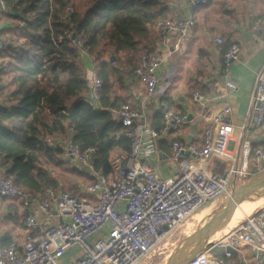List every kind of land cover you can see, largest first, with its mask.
<instances>
[{"label":"built area","instance_id":"built-area-1","mask_svg":"<svg viewBox=\"0 0 264 264\" xmlns=\"http://www.w3.org/2000/svg\"><path fill=\"white\" fill-rule=\"evenodd\" d=\"M211 1L188 0L193 7ZM0 6L1 12L7 10L4 0H0ZM74 12V7L69 6L67 14ZM193 26L192 17L166 19L158 23V35L163 39L186 37ZM252 31L264 38V17L253 20ZM2 32L0 25V53L10 45ZM73 36L68 31L57 40L76 41ZM216 41L218 45L224 44L222 38ZM76 44L83 53L82 42ZM240 51L241 45L235 43L222 55L224 87L231 90H236L237 84L230 76V67L238 60ZM163 60L160 54L147 49L140 52L134 73L148 98L157 93V72ZM101 87L102 81L93 74L90 92L94 99L100 98ZM192 101L204 109L208 99L195 92ZM158 110L163 115L166 134H175L192 123L188 113L177 111L168 101H161ZM112 113L126 128L131 148L129 153L112 158L109 174L95 168L98 147L82 150L70 144L62 155L64 160L75 162L96 179L80 188L90 199L52 187L31 193L19 188L12 177L0 176V197L19 204L26 212L27 227L22 242L0 243V264H142L202 208L229 198L235 187L252 176L253 162L260 171L264 169V149L253 148L243 135L244 125L239 127L240 134L231 149L237 126L225 119L233 113L228 104L220 113L204 116L214 124L203 130L202 143L175 139L167 159L160 157L158 148L162 134L150 126L145 111L124 103L112 109ZM247 117L256 118L257 126L264 124V66L256 76ZM45 141L54 144L52 138ZM155 157L176 168L170 177L150 165ZM213 160L225 163L221 173L212 169ZM214 246L231 248L238 253L249 250L258 264H264V209L247 216L215 241H207L188 264H225L234 256L231 251L214 256L210 253Z\"/></svg>","mask_w":264,"mask_h":264},{"label":"trees","instance_id":"trees-1","mask_svg":"<svg viewBox=\"0 0 264 264\" xmlns=\"http://www.w3.org/2000/svg\"><path fill=\"white\" fill-rule=\"evenodd\" d=\"M78 1L81 3L4 0L8 12L0 13L15 23L9 47L0 53V168L6 170L5 177H12L19 188L31 193L48 187L66 191L47 165L91 182L96 180L61 159L65 150L56 143L47 144L48 136H70L71 144L82 150L98 147L94 165L104 174L111 172L114 156L130 152L126 128L109 110L114 105L109 97L113 79L122 82V74L135 70L119 65L137 66L142 49L152 52L151 28L168 19L167 0ZM69 6L75 9L70 15ZM68 31L74 33L76 41L58 42V37ZM78 41L96 63L95 71L102 81L101 109L86 97L91 79L85 74ZM106 52H110L108 58ZM111 55L115 56L113 63ZM153 122L162 134L161 112ZM158 148L163 154L171 153L166 139L158 142ZM81 187L73 183L70 192L78 195Z\"/></svg>","mask_w":264,"mask_h":264},{"label":"crops","instance_id":"crops-1","mask_svg":"<svg viewBox=\"0 0 264 264\" xmlns=\"http://www.w3.org/2000/svg\"><path fill=\"white\" fill-rule=\"evenodd\" d=\"M167 8L168 19L192 17L194 26L186 37L164 39L159 37L157 26L151 28L152 52L164 58L157 72V93L148 98L144 86L140 84L134 71L130 74H122V82L116 78L113 79L109 97L114 105L109 110L112 111L115 107L128 103L137 110L145 111L153 128V117L159 112L158 105L161 101L168 100L177 111L192 115V123L179 132L170 135L162 132L160 140H168L171 151V142L175 139L202 143L203 130L214 124L212 121L207 122L204 116H211L210 112L218 114L228 104L233 108V113L225 116V119L237 126L231 149L240 134L239 127L243 125L245 127L243 135L251 142L253 148L264 149V124L257 126L254 119L247 117L256 76L264 66V38L260 33L252 31L253 20L264 17V0H212L206 5L197 7L190 5L188 0H167ZM4 24L5 26L0 24L3 27V33L6 28L14 26V23L7 20ZM217 38H222L224 44L218 45ZM235 43L241 45V51L238 60L230 67V76L237 84V89L231 90L224 87L222 55L230 45ZM225 47L226 50L223 51ZM120 56L123 58L124 54ZM81 61L87 78L91 79L96 73L94 58L83 52ZM2 62L3 59H0V64ZM119 67L130 71L136 66L127 67L126 64H121ZM195 92L206 96L208 99L206 108L203 109L193 103L192 96ZM86 97L95 104L96 108H103L100 98L94 99L90 91ZM48 138H52L54 143L58 141L64 150L71 144L70 136L69 139L59 136H48ZM66 143L67 146H65ZM68 163L82 170L81 166L75 162ZM150 165L165 177H170L175 171L171 163L159 162L156 157L151 159ZM211 167L214 171L221 173L225 163L213 160ZM259 169L254 162L251 164L253 177L260 173ZM5 173L6 170L0 168V176H4ZM78 195L90 199L81 191ZM204 218L205 215L201 214L197 220L202 221ZM26 234V212L21 210L16 201L0 197V243L8 244L12 241L20 243ZM225 264H258V262L252 252L243 250L240 253H234V256L226 260Z\"/></svg>","mask_w":264,"mask_h":264},{"label":"rangeland","instance_id":"rangeland-1","mask_svg":"<svg viewBox=\"0 0 264 264\" xmlns=\"http://www.w3.org/2000/svg\"><path fill=\"white\" fill-rule=\"evenodd\" d=\"M80 3H81V1L77 0V4H80ZM5 20H7L8 22L14 23L13 21L9 20L6 17H3V15L0 14V24L5 26V24H4ZM14 27H15V23H14V26L11 27L10 29L6 28L7 31H5V33H4V36H6L9 40L11 39V33H12V31H10V30H12ZM105 56L108 58L110 56V52H106ZM5 60H7V62L9 61L8 59H5ZM7 82H8V79L5 80V83H7ZM1 97H3V96H1ZM2 99H4V97ZM55 143L57 145H60V143L58 141H55ZM67 145L68 144L66 143L65 146H67ZM71 166H74V165L71 163ZM47 167L51 170L53 176L58 178L60 183L65 185L66 192H70V187L73 183H76L78 185L80 184V185H82V187L91 183L90 180H86L84 178L73 176V175L69 174L63 168H56V167H52V166H48V165H47ZM262 171H264V169L261 170L260 172H262ZM252 178H253V176L249 177L248 179H246V182H248ZM70 193H73V192H70ZM227 199L228 198L224 197V198H222L218 201L212 202V203L208 204L207 206H205L204 208H202L194 216L193 219L189 220L184 226L177 229L166 240H164V242L155 250V252L152 255H150L149 257H147L142 262V264H168L170 262V260L173 258L175 252L178 251L185 244L186 239L189 236H191L196 230H198L199 228L204 226L206 223H208L212 218H214L216 216L217 212L220 211V209L227 202ZM262 209H264V204L258 206V208H256L255 210L249 211L247 214H245V211H244L242 213V215L239 217V219H238L239 221L238 220L237 221L240 222L243 219H245L247 216H250L251 214H254L258 210H262ZM201 214H203V216L205 215V218L202 221H198L197 218ZM237 221H234V222L231 220L227 221V223L223 226V228H221L217 231V232H219L217 234V235H219L218 237L224 235L227 232V231L224 232V230H226L228 227L232 226L233 223H236ZM214 235H215V233L212 236H214ZM212 236H210L208 238V240H210Z\"/></svg>","mask_w":264,"mask_h":264},{"label":"water","instance_id":"water-1","mask_svg":"<svg viewBox=\"0 0 264 264\" xmlns=\"http://www.w3.org/2000/svg\"><path fill=\"white\" fill-rule=\"evenodd\" d=\"M2 7L0 6V12ZM4 12H8L7 10ZM76 39V36H73ZM111 62H115V56H111ZM1 104V103H0ZM189 120L193 121V116L189 115ZM256 123V118H254ZM160 157L167 159V155L160 154ZM71 160H68L70 162ZM176 169L175 167H173ZM264 185V171L254 176L248 182L235 187L231 193V196L227 199L224 206L217 212L216 216L212 218L204 226L196 230L191 236H189L185 244L175 252L173 258L168 264H188L191 259L205 247V244L210 236L223 228L224 223L235 213L239 205L248 197V195L257 192ZM209 241V240H208ZM225 251H231L238 253L236 250L231 248H225L223 246H214L210 248V253L214 256H222Z\"/></svg>","mask_w":264,"mask_h":264},{"label":"bare ground","instance_id":"bare-ground-1","mask_svg":"<svg viewBox=\"0 0 264 264\" xmlns=\"http://www.w3.org/2000/svg\"><path fill=\"white\" fill-rule=\"evenodd\" d=\"M262 204H264V185L257 192L248 195V197L239 205L235 213L227 221L229 220L233 222L237 221L244 211H245V214H247L249 211L255 210L256 208H258V206ZM227 221L224 223V225L227 223ZM240 222L237 221L236 223H233V225L228 227L227 229L230 230L231 228L235 227ZM227 229L225 231H228ZM218 233L219 232H217L214 236H212L210 241L211 240L215 241L217 238H219L218 237L219 235H217Z\"/></svg>","mask_w":264,"mask_h":264}]
</instances>
